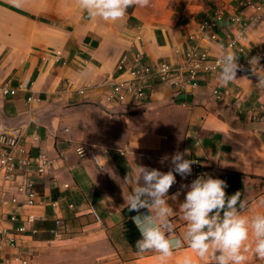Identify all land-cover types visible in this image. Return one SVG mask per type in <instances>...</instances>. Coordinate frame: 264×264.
Instances as JSON below:
<instances>
[{"label": "crops", "instance_id": "1", "mask_svg": "<svg viewBox=\"0 0 264 264\" xmlns=\"http://www.w3.org/2000/svg\"><path fill=\"white\" fill-rule=\"evenodd\" d=\"M243 2L150 0L148 7L129 8L123 19L105 22L90 19L76 0H23L20 7L0 0V85L17 90L15 96H0V124L25 125L28 152L35 155L41 149L54 160L51 174L40 176L30 168L26 175L42 204L22 206L24 196L15 193L20 205L13 206L8 203L11 192L3 205L4 210L35 215L37 235L19 240L31 253L29 264H53L60 257L136 264L144 255H155H138L128 243L125 223L137 213L129 211L125 200L136 186L137 165L167 172L176 151L188 150L185 158L197 163L186 179L177 175L168 193L175 230L170 237L185 232L180 204L187 189L181 185L197 178V164L203 175L226 181L229 196L239 191L247 201L241 214L248 217L250 205L264 195V87L257 86L264 64L248 67L227 85L219 82V73L200 74L197 88L188 94L153 82L143 103L112 106L103 100L117 64L136 50L150 63H181L191 45L211 60L224 50L250 56L264 42V22L249 23L244 37L227 47L228 35L236 33L232 18L256 15ZM209 21L216 24L215 42L197 32ZM214 90L228 95L216 102ZM78 146L91 149L100 167L90 157L79 159L74 152ZM165 156L169 159L161 162ZM59 218L62 235L52 242L47 230ZM16 253L7 250L9 257Z\"/></svg>", "mask_w": 264, "mask_h": 264}, {"label": "clouds", "instance_id": "2", "mask_svg": "<svg viewBox=\"0 0 264 264\" xmlns=\"http://www.w3.org/2000/svg\"><path fill=\"white\" fill-rule=\"evenodd\" d=\"M20 7L23 0H9ZM79 8L90 19L116 22L125 17L129 8H145L150 0H76ZM239 57L224 50L217 60L219 82L227 85L235 81L237 71L242 66ZM260 57H253L249 63L258 64ZM163 66V72H166ZM163 74V73H162ZM258 87H264V77L259 76ZM188 150L176 151L171 155L172 168L162 172L156 168L137 165L134 177L135 188L125 200L129 211L137 214L131 217L140 238L135 243L138 255L155 253L158 264H168L174 252L185 246L204 261L205 264H249L248 253L264 261V213L246 217L241 211L247 201L240 199L239 191L231 196L226 193L227 182L204 174L190 184H182L187 189L180 204V215L185 222L182 237L171 236L173 208L168 204V193L177 183V175L186 179L192 174L195 160L186 159ZM169 159L165 156L164 160ZM128 179V174L124 178ZM180 193L171 196L175 200ZM147 209V212L140 211ZM180 264H194L191 256H185Z\"/></svg>", "mask_w": 264, "mask_h": 264}, {"label": "built area", "instance_id": "3", "mask_svg": "<svg viewBox=\"0 0 264 264\" xmlns=\"http://www.w3.org/2000/svg\"><path fill=\"white\" fill-rule=\"evenodd\" d=\"M243 6L251 7L255 11L260 10V6L255 5L250 0H245ZM216 17L220 16L217 15ZM260 21L261 18L258 15L245 20L240 17L232 18V22L236 25V33L233 36L228 35L227 47L233 48L244 37L249 23ZM215 27L216 24L213 21L204 22L198 27L197 32L211 42H215L217 40V35L213 31ZM136 39L139 41L140 36H136ZM60 55L61 53L57 51L56 59L59 60ZM253 57H260L258 64L253 62L251 65L249 63ZM218 58L211 60L209 54L205 50H200L196 45H191L185 51L181 63L167 61L150 63L140 50L125 54L106 84L107 89L103 100L112 106L143 103L148 98L153 82L170 86L183 94L191 93L197 88L200 74L219 73ZM238 63L242 66L241 70L237 71L239 75L245 74L248 67L264 64V42L255 48L250 56L239 57ZM163 66H166V72H163ZM25 87L23 84L20 85V88ZM16 93L17 90L12 89L8 84L0 85V96L12 97ZM80 93L83 94V91L81 90ZM224 95H228L227 90L223 93L218 90L212 92L216 102H220ZM28 100L31 101V98ZM260 109L264 111V106ZM252 117L255 120L258 115L254 113ZM25 127V125L9 127L0 124V264H29L31 253L19 246V240L22 237L34 239L38 233L34 227L35 215L31 212L19 213L4 210L3 205L6 198L13 192L14 194L8 199V203L13 206L20 205L17 195H23L25 198L22 206L31 208L42 204L40 192L35 184L26 178V175L30 168H35L36 173L40 176L51 174L54 168V160L41 149L35 155H31L23 145L26 134ZM74 152L79 159L90 157L100 167L91 149L78 146ZM198 166V164L195 166V174ZM20 176L21 180L17 182V178ZM15 184L16 186L13 188ZM63 187L67 188L68 185H63ZM50 205L57 207L58 203L52 202ZM67 208L74 210L72 204H68ZM89 212L98 221V216L92 207L89 208ZM5 222L8 224L6 225ZM62 229L63 220L55 219L54 226L47 230L52 242L60 239ZM9 249H16L17 253L9 257L7 255Z\"/></svg>", "mask_w": 264, "mask_h": 264}, {"label": "rangeland", "instance_id": "4", "mask_svg": "<svg viewBox=\"0 0 264 264\" xmlns=\"http://www.w3.org/2000/svg\"><path fill=\"white\" fill-rule=\"evenodd\" d=\"M245 1V0H244ZM255 5L260 6V10L256 11V15H258L261 18V22H264V0H250ZM264 213V195H262L260 198L255 200L253 204L250 205L248 208V217H252L255 214ZM59 242V241H57ZM56 243V242H55ZM185 256H191L194 264H205L204 261L199 260L195 254L191 251V249L184 247L182 249L177 250L174 252L173 256L169 259L168 264H180V261ZM249 256V264H264V261H260L256 259L251 252L248 253ZM90 262V263H88ZM93 262L96 264L98 262L96 261H90L88 258L83 257H75L72 259V257H60L54 260L53 264H93ZM136 264H158V261L156 259L155 255H144L140 261Z\"/></svg>", "mask_w": 264, "mask_h": 264}, {"label": "trees", "instance_id": "5", "mask_svg": "<svg viewBox=\"0 0 264 264\" xmlns=\"http://www.w3.org/2000/svg\"><path fill=\"white\" fill-rule=\"evenodd\" d=\"M203 175L202 174V167L201 166H198V168L196 169V176H201ZM125 235H126V238L128 240V243L130 244V246L132 247V249L136 251V248H135V243L136 241L140 238L139 236V232L137 231L134 223L130 220H128L126 223H125Z\"/></svg>", "mask_w": 264, "mask_h": 264}]
</instances>
